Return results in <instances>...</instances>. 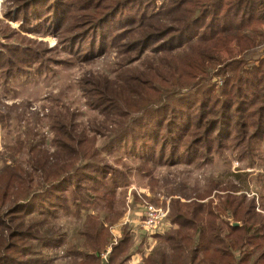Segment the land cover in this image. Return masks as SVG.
I'll return each mask as SVG.
<instances>
[{
  "label": "trees",
  "instance_id": "1",
  "mask_svg": "<svg viewBox=\"0 0 264 264\" xmlns=\"http://www.w3.org/2000/svg\"><path fill=\"white\" fill-rule=\"evenodd\" d=\"M13 1L25 26L37 22V31L56 35L80 60L92 61L110 45L128 64L148 47L163 54L155 74L161 82L170 79L173 89L137 66L124 70L119 82L86 79L91 106L106 117L96 132L111 134L113 125L109 152L122 150L142 174L157 165H202L214 148L241 147L244 140L252 150L264 146V48L251 55V64L234 53L264 45V0ZM194 40V51H178ZM221 50L228 58L218 56ZM40 54L24 42L0 44V73L30 69ZM218 74H226L220 87L212 80ZM73 123L72 115L61 119L53 154L42 144H30L26 160L13 156L5 163L0 154V264H51L45 251L62 246L69 257L65 264L130 259L134 235L127 229L107 258L101 257L110 227L121 217L115 199L124 169L107 163L95 136ZM230 188L221 205H214L211 191L207 201L172 200L173 227L155 235L142 264H264V209L235 185ZM141 199L155 206L149 196ZM261 200L264 208V194ZM99 202L103 215H86L81 243H67L57 233L60 212L88 210ZM224 207L232 209V223L224 218Z\"/></svg>",
  "mask_w": 264,
  "mask_h": 264
},
{
  "label": "rangeland",
  "instance_id": "2",
  "mask_svg": "<svg viewBox=\"0 0 264 264\" xmlns=\"http://www.w3.org/2000/svg\"><path fill=\"white\" fill-rule=\"evenodd\" d=\"M158 3L162 4L161 0H158ZM20 14L13 0H0V44L16 47L19 42H24L31 50H40L41 54L34 60V66L30 69H20L8 72L9 74L3 70L0 73V154L5 163H10L13 156L26 160L27 147L30 144L45 145L53 154L56 150L54 142L57 139V126L61 127L63 118L70 120L71 115L73 124H76L78 129L87 128L90 136H95L96 146L105 156L103 158L106 162L119 170L124 169L122 180H118L115 199L121 217L110 227L112 237L105 252L101 254L103 259L107 258L112 243L117 242L123 230L127 229L134 236L132 255L125 264H142L143 256L156 243L155 235L173 227L168 216L171 201L175 199L186 201L205 197L201 200L207 201L206 194L211 191L214 205H221L222 193L233 192L230 188L232 184L238 190L241 189L248 199H254L258 210L264 209L261 200L264 194V146L252 150L250 144L244 140L241 147L226 146L219 150L214 148L209 160L202 165H157L148 169L151 171L148 175L142 174L137 169L139 165L129 160L122 150L114 149L116 152H109L108 141L114 128L113 125H108L111 134H106L105 130L96 132L98 125L103 124L106 117L91 106L86 94V79L100 77L119 82L124 70L129 71L133 66H137L141 71L150 70L151 78L160 82L161 87L173 89L170 79L161 82L155 74L161 71L157 62L163 56L162 53H154L150 50L151 47H148L128 64L118 48L110 45L102 56L92 61L80 60L74 53L70 54L63 49L56 35L37 31V22L25 26ZM19 35L27 36L29 40L22 39ZM196 44L197 41L194 40L190 45L181 46L178 51H194L192 47ZM263 46L258 45L242 54L239 49L234 48V53L239 54L238 58H248L251 64V55L262 51ZM215 49L218 47L215 46ZM218 56L226 59L229 53L221 50ZM151 58L154 62L150 63L148 59ZM2 73L5 75L2 76ZM225 75L218 74L212 78L217 87L223 83ZM19 148L21 150L16 154ZM118 160L122 162L118 163ZM217 182H223V185L217 186ZM144 195L152 198L151 203L166 213L160 221L161 229L154 230V233L144 228L147 209L151 205L148 202L150 200L141 199ZM75 209L60 212L56 218L57 233L67 243H81L84 240L79 232L87 214L103 215L101 202L88 210ZM224 211V218L232 223V209L224 207ZM65 250L62 246L45 252L53 259L51 264H65L69 259Z\"/></svg>",
  "mask_w": 264,
  "mask_h": 264
},
{
  "label": "built area",
  "instance_id": "3",
  "mask_svg": "<svg viewBox=\"0 0 264 264\" xmlns=\"http://www.w3.org/2000/svg\"><path fill=\"white\" fill-rule=\"evenodd\" d=\"M147 211V219L144 228L149 231L151 230V233H154L153 231L159 228L160 221L166 216V213L162 212L159 208L154 207L153 205H150Z\"/></svg>",
  "mask_w": 264,
  "mask_h": 264
}]
</instances>
